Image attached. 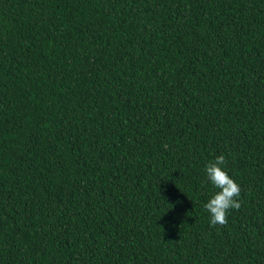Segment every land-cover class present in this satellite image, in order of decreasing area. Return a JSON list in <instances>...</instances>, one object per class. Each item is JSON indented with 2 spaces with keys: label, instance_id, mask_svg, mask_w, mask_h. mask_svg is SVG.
Returning <instances> with one entry per match:
<instances>
[{
  "label": "trees",
  "instance_id": "trees-1",
  "mask_svg": "<svg viewBox=\"0 0 264 264\" xmlns=\"http://www.w3.org/2000/svg\"><path fill=\"white\" fill-rule=\"evenodd\" d=\"M0 264H264V0H0Z\"/></svg>",
  "mask_w": 264,
  "mask_h": 264
},
{
  "label": "clouds",
  "instance_id": "clouds-1",
  "mask_svg": "<svg viewBox=\"0 0 264 264\" xmlns=\"http://www.w3.org/2000/svg\"><path fill=\"white\" fill-rule=\"evenodd\" d=\"M225 157L217 156L210 161L205 169V176L214 189H217L209 200L204 204V208L209 215V223L212 227L217 225L223 227L228 223L230 210H239L241 203L240 185L224 170Z\"/></svg>",
  "mask_w": 264,
  "mask_h": 264
}]
</instances>
